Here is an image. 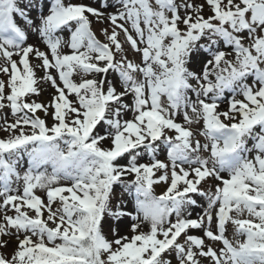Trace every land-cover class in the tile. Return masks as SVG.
<instances>
[{"label": "snow or ice", "instance_id": "obj_1", "mask_svg": "<svg viewBox=\"0 0 264 264\" xmlns=\"http://www.w3.org/2000/svg\"><path fill=\"white\" fill-rule=\"evenodd\" d=\"M0 133V264H264V0H0Z\"/></svg>", "mask_w": 264, "mask_h": 264}, {"label": "rangeland", "instance_id": "obj_2", "mask_svg": "<svg viewBox=\"0 0 264 264\" xmlns=\"http://www.w3.org/2000/svg\"><path fill=\"white\" fill-rule=\"evenodd\" d=\"M29 42H32V40H31V35L29 36ZM0 135H3V134L0 133ZM26 160H27V158L25 157V158H24V161L26 162ZM48 170L50 171V167H49ZM154 192H155L156 195H159V194H161V192H162V188H161L160 186H156V187L154 188ZM121 195H123V197H124L125 199H131V198H133V197L135 196V192H134V190H133L132 193H131V195H130L129 193H127V192H125V193H121V190L118 188V189L116 190V196H117V197H120ZM233 232H234V230H233L232 226L229 225L226 235H227V238H228L229 240H231V241H233V243H235V239H236V238H234ZM239 239L242 241V240L244 239V237H239ZM216 247H219V245H216Z\"/></svg>", "mask_w": 264, "mask_h": 264}, {"label": "bare ground", "instance_id": "obj_3", "mask_svg": "<svg viewBox=\"0 0 264 264\" xmlns=\"http://www.w3.org/2000/svg\"><path fill=\"white\" fill-rule=\"evenodd\" d=\"M31 40H32V42H35V40H36V37H34V36H31Z\"/></svg>", "mask_w": 264, "mask_h": 264}]
</instances>
